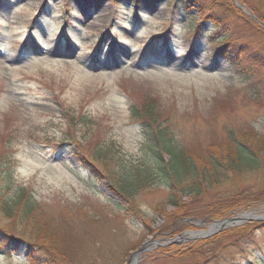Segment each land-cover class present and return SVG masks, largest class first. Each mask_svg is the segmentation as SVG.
<instances>
[{
  "label": "rangeland",
  "instance_id": "374dc122",
  "mask_svg": "<svg viewBox=\"0 0 264 264\" xmlns=\"http://www.w3.org/2000/svg\"><path fill=\"white\" fill-rule=\"evenodd\" d=\"M217 1L202 0L224 27L201 19L198 8L184 13L174 0H0V157L13 162L12 189L23 186L37 201L27 220L0 210L1 225L32 242L10 233L4 242L18 253L0 252V264H29L33 256L38 264H127L150 240L158 245L137 264H197L196 256L170 259L174 249H157H191L242 226L212 248L216 257L206 264H264V2ZM197 24L209 32L203 38L190 34ZM223 33L247 46L237 66L214 51L210 40ZM152 104L159 124L201 163L238 141L258 151L260 166L229 172L208 161L197 194L154 177L127 202L118 172L124 161L147 160L151 129L132 111ZM253 134L259 145H251ZM233 203L241 207L221 219L202 217ZM188 209L201 217L183 219ZM245 213L251 218L190 235Z\"/></svg>",
  "mask_w": 264,
  "mask_h": 264
},
{
  "label": "trees",
  "instance_id": "16d2710c",
  "mask_svg": "<svg viewBox=\"0 0 264 264\" xmlns=\"http://www.w3.org/2000/svg\"><path fill=\"white\" fill-rule=\"evenodd\" d=\"M107 2L115 3L116 5H126V3H135L140 4L143 0H106ZM173 0H168L167 4ZM177 2L181 8H183L184 13L190 15L189 11L191 8L199 9V17L201 19H205L210 22L212 25L216 27H224L218 15H216V8H206L205 4H203L202 0H174ZM211 1V0H210ZM216 1V0H215ZM224 1V0H223ZM222 0H218L217 7H219ZM264 2V0H263ZM244 4V2H242ZM246 4V3H245ZM233 13L239 16V19L245 23H249L252 27H257L256 20L249 17H245L240 13L237 8H231ZM239 11V12H237ZM252 12V10H251ZM256 24V25H255ZM227 28V27H226ZM226 32V31H225ZM197 38L201 35L202 38L205 34L209 32H203L201 27L197 24L191 27L190 34ZM211 42L215 43L214 51L223 59L227 60L230 63H233L235 66L239 64V56L246 53L247 46L244 44L235 45V41L229 37V33H223L221 37L213 40L211 38ZM217 47V48H216ZM254 57V55H252ZM144 106L148 105L147 103H143ZM143 109V108H142ZM144 112L141 114H137V109L132 111V115L135 116L137 120H139L143 125L147 127H151L149 131V138L147 140V160L137 164L134 161L127 160L124 161L122 165L120 174L119 183L120 187L117 189L123 196L124 200L127 202H132L134 198L135 192L137 193L138 189H140L146 182L149 183L154 177H157L161 184L165 188L176 187L182 193L184 192H192L197 194L201 190L202 182L199 183L197 179L200 181H205L206 170L208 169V165L210 164L211 169L215 170V168L223 169L227 171H239L241 167L244 165L249 168H257L260 166V157L258 151L250 148L245 142L246 146L240 144L238 141H234L232 152L227 153V155L216 157L212 153L208 156V161L206 163H201L196 159V157L190 152H186L183 148L184 146L180 145L179 141L175 140L174 137L169 134L168 128L159 124L158 116L154 114L153 104L151 106H147L146 109H143ZM159 127H158V126ZM251 145H259V140H256L257 135H249ZM244 143V142H243ZM249 143V142H248ZM249 146V147H248ZM226 151V150H225ZM225 151L224 154H225ZM222 152V153H223ZM219 156L218 154H216ZM261 156V155H260ZM2 160L0 162V210L6 213L7 217H17L18 220H27L30 217H34L32 212L34 211V205L36 204V198L34 194L23 186H18L15 189H12L11 182L13 180L12 173V165L13 162L11 158L7 155L0 157ZM227 159V160H226ZM89 164V163H87ZM87 169L90 167L86 166ZM117 173V174H118ZM168 204L177 208V210L182 209V204L178 202L176 198H170ZM235 203H233L234 205ZM118 207H121L119 204ZM228 206L225 204L223 207L218 209L219 211L203 213L202 217L206 215L211 217L212 219H221L230 214L231 211H234L232 207H241V204H235V206ZM196 212L195 210H193ZM190 209L186 210V215L182 218L184 219L186 216L191 217H201L199 214L194 213ZM183 213V209L181 212ZM188 214V215H187ZM181 217V216H180ZM179 217V218H180ZM178 219V217H176ZM174 227H170L169 231L173 233ZM245 228V226L239 228H227L221 230L219 233H216L203 241H197L194 246L186 249H180L178 244H171L166 248H159L157 251H170L174 249L173 254L166 255L165 257L170 259H179L184 256H196L195 258L201 259L197 264H206L213 260L216 257V253L212 248H214L223 238H229L233 234ZM8 233V234H6ZM15 239H20L21 241H27L30 245H32L31 241L28 240L22 233H13L8 230L5 225H1L0 222V252L3 254H9L12 251L8 249V245L5 244L6 241L11 235ZM232 233V234H231ZM9 244V243H8ZM32 247V246H31ZM33 248V247H32ZM32 248H30L32 250ZM18 253V252H12ZM34 257V256H33ZM31 258L29 264H38V260L36 256ZM100 258H97L98 260ZM25 262V261H24Z\"/></svg>",
  "mask_w": 264,
  "mask_h": 264
},
{
  "label": "water",
  "instance_id": "95a60500",
  "mask_svg": "<svg viewBox=\"0 0 264 264\" xmlns=\"http://www.w3.org/2000/svg\"><path fill=\"white\" fill-rule=\"evenodd\" d=\"M251 213H245L244 215H238L236 217H228V218H225L223 220H220V221H215L211 226L210 228H208V230H206L205 232H201V233H194V232H190V235L191 236H198V235H209V234H212L214 233L215 231L219 230V229H223L227 226H229L230 224H236L238 222H242L246 219H250ZM180 237V236H179ZM177 240L174 239L173 241ZM168 242H170L171 240H167ZM158 245V242L157 241H147L145 242L144 244H142L141 246H139L130 256V258L128 259V262L127 264L130 263V259L134 256L135 259H134V263L133 264H137L138 261H139V258L141 256V254L145 251H147L149 249V247L151 246H157Z\"/></svg>",
  "mask_w": 264,
  "mask_h": 264
},
{
  "label": "bare ground",
  "instance_id": "6f19581e",
  "mask_svg": "<svg viewBox=\"0 0 264 264\" xmlns=\"http://www.w3.org/2000/svg\"><path fill=\"white\" fill-rule=\"evenodd\" d=\"M134 259H135V257L133 256V257L130 259V263H129V264H133V263H134Z\"/></svg>",
  "mask_w": 264,
  "mask_h": 264
}]
</instances>
